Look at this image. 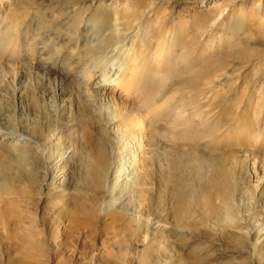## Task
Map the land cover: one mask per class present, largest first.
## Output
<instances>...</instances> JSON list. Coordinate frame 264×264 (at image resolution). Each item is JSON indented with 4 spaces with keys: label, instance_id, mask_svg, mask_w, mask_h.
Listing matches in <instances>:
<instances>
[{
    "label": "rangeland",
    "instance_id": "obj_1",
    "mask_svg": "<svg viewBox=\"0 0 264 264\" xmlns=\"http://www.w3.org/2000/svg\"><path fill=\"white\" fill-rule=\"evenodd\" d=\"M200 1L0 0V38L7 44L0 60V264H124L118 258L123 252L130 264H264V190L251 197L254 177L244 157L250 149L232 140L241 135L243 121L254 128L251 110L264 87V19L251 17V0H230L212 29L210 49L198 28L210 24L216 4ZM169 23L175 26L177 47L185 44L190 54L184 57L194 60L177 66L156 104L175 93L173 106L191 90L183 98L188 103L190 96L211 100L217 88H224L210 107L195 100L201 114L211 110L220 128L194 142L182 139L180 126L174 134L181 138L173 139L172 127L162 120L141 148L137 135L126 134L110 97L93 100L90 109L83 99L91 90L123 99L119 77L128 72L135 53L140 65L145 63ZM61 62L65 73L58 74ZM47 64L52 75L41 80L37 74ZM29 65L32 70L23 69ZM223 71L214 82L217 88L209 90L205 78ZM148 81L162 84L155 75ZM98 83L103 87L96 88ZM249 94L251 110L245 106ZM186 109L193 111L189 105ZM97 146L107 158L99 195L90 189L93 175L86 168L87 162L94 164ZM195 151L213 155L215 172L201 171V176ZM225 157L226 169L231 168L228 183L232 188L237 179L240 188L231 227L216 225L205 208L198 216L206 220L193 212L209 191L208 175L217 174L218 159ZM67 228L73 236L64 234ZM36 236L46 245L48 258L42 263L26 247ZM64 245L69 251L59 252ZM76 249L89 252L77 261Z\"/></svg>",
    "mask_w": 264,
    "mask_h": 264
},
{
    "label": "bare ground",
    "instance_id": "obj_2",
    "mask_svg": "<svg viewBox=\"0 0 264 264\" xmlns=\"http://www.w3.org/2000/svg\"><path fill=\"white\" fill-rule=\"evenodd\" d=\"M201 1H200V3H201ZM212 1H214L216 4V6L214 5L215 9H216L215 12L219 11V13L216 14L215 12H212L211 20H209V22L211 21L210 24L208 23L209 25L205 26L206 25L204 23L206 21L205 20L203 22L205 25L199 26V28H198L199 37L201 36V38L204 39V41L206 43L205 46H207L210 49H212L214 47L213 44H214V40H215L214 35L212 34V29H214L213 27L217 24L219 18L224 17V13L227 12V9L230 6L229 4L232 2L230 0H212ZM192 3H194V2H192ZM249 4L251 6V9H250L251 17L254 18L257 16V17L264 19V0H251V3H249ZM199 6H202V5L199 4ZM137 13H135V15ZM259 22H260V20H259ZM263 22H264V20H263ZM161 23H162V25H164L162 21H161ZM172 23H174V22H172ZM172 23H169L168 25L165 24L167 26L166 29H163L162 33L160 32V34H159V35L164 34V37L162 35L163 38L161 40L157 41L156 48L151 53H149V58L147 57L145 59L146 60L145 63L141 66L140 65L141 61H140L139 57H137V54L135 53L131 62H130V65L128 67V70H127L128 72H125L121 77H119L120 79H119V81H117V83H118L117 85H119L120 91L123 92V94L121 95V97L123 99H118L117 97H114L113 95H109L107 93L105 94V93L99 92L97 90L88 91V93L85 94L84 99H83V106H85L86 109H90V106L93 103V100L99 101V100H102V98L110 97L109 98L110 107L116 112V115L122 116L123 121L125 123L124 125L126 128V134H128L130 136H134V135L136 136L137 135L139 140H140L138 145L141 148L148 145L150 133H151V131L154 130L155 123L162 121V120H165V123L172 127V131H171L170 136L173 134L171 136V137H174L173 139L181 138L179 135L174 134V132H175L174 128H176L177 126H180V127H183V131L181 132L182 139L183 140L187 139V140H191L194 142H196V140L204 138L205 134H208V133L211 134V132H215L220 128V125L217 122H214L212 120L213 117L211 115V110H208L207 114H201L202 112L197 110V107L199 106V104H198V102H195V100L199 101L200 105L202 104V105H206V106L210 107L213 104L214 99H216L217 97L220 96V93H223V92L226 93V90L224 88H217V84L215 85V83H214L222 74H224V71L220 72V73L214 72V74H212V76H207L205 78V81L208 84L209 90L217 88L216 94L212 97L211 100L203 101V98H205L206 96H200V95H199V97H197V96L191 97L190 96L191 101L188 103V100L183 99V98L185 96H188V93L189 92L191 93V91H192L191 90V91L187 92L182 99L178 100L177 102H174L173 106H170V103L172 102V100L176 96L175 93L170 95L169 97H166L160 104H158V105L156 104L155 98L160 94V88L167 85L168 82L174 77V75L176 76L177 66L180 67V69H181L182 66L184 67L185 64L188 65L192 60H194L192 58H191V60L190 59L186 60V58L184 57V56H187L190 54V52L187 50V47L185 46V44L181 45L180 47H177V36H176V33H174V29H173V27H175V26H173ZM262 26H263V23H262ZM206 30H208L207 33H204ZM263 30H264V28H263ZM163 31H166V32H163ZM22 43H23V39H21V43H19V48H20V46H22L21 45ZM6 45L7 44L4 41H2L0 38V60H2L4 58L2 50H5V51L7 50V49H5V47H7ZM16 48H18V46H16ZM192 50H194V49H192ZM44 52H45V50H44ZM230 54H234V53L231 52ZM191 55H193V54H191ZM26 56L27 55L25 53L23 55V57H26ZM248 58H249V56H248ZM46 59H49V58H46ZM261 61H262V59H261ZM46 62H47V60H46ZM49 63H51L52 65L54 64V66L56 65L55 63L48 60V64ZM48 64L45 66L46 70L42 71L41 76L39 74H37V77H39L41 80H42V78H49L48 76L52 75L50 73L51 72L50 70L53 67L52 66L49 67ZM254 64H256V63H254ZM65 65H66V63H64V62H61L59 64V66L57 68L58 74H60V73L62 74L64 72V66ZM36 66H38V64H36ZM263 66H264V64H263ZM24 68L25 69L28 68V70H30V69L32 70L30 65L25 66V67L23 66V69ZM34 68H37V67H34ZM88 68L90 69V67H88ZM256 68H258V67H256ZM180 69H179V72H180ZM37 71H38V68H37ZM22 72H23V70H22ZM150 75H155L157 78L160 79V81H162V84H159L158 86H157V84L151 85L150 82L148 81V79H150ZM90 76H91V74H90ZM253 78H254V76H253ZM107 79H109V78H107ZM100 81H99V83H101ZM105 81H106V79H105ZM250 82H251V80H250ZM94 86L96 88H100V87L102 88L103 87V86H100V84L97 86L95 84ZM257 86H256V88H257ZM262 86H264V83ZM26 92H29V91H26ZM28 96H29V94H28ZM37 98H38V96H37ZM252 99H253V96L249 94L247 97V100H246V104H245V106H247V107L250 106V110H251V107L253 105ZM32 105H34L33 101H32ZM187 105H189V107H191V109H193L192 112L189 113V109H186ZM196 105H198V106L196 107ZM163 112H164V114L162 116ZM251 112H252L251 114L253 115L252 117H253L254 128L252 130H249L247 127V124L243 121L240 130L237 132L241 135L235 136L232 140H234L235 146L242 147V145H244L250 149L249 152H244L245 153L244 157L247 160L251 161L250 166H252V171L249 173L251 174V176L254 177V181H253V186L250 188V189H252V191L250 190V194H251V197H253V199H254L256 195H260L258 192V189L261 193H263L262 191L264 190V178H263V176H264V163L259 164V162L257 161V159H259V160L264 162V87H263V89H261V91L257 92L256 105L253 106V109L251 110ZM99 116L101 117L100 114H99ZM99 116L96 115V117L98 119H101ZM0 129H2V128H0ZM2 131H3V129H2ZM235 132H236V130H235ZM168 135H169V133H168ZM232 135H233V133L231 134V136ZM1 138L3 139V137H1ZM82 145H83V143H82ZM98 148L101 152L102 147H101V149H100V147H98ZM90 149H89V151H90ZM93 149H94V151L92 150V153H93L92 157L94 156L93 157L94 160H92V159L91 160H92V162H94V164L87 162L86 168L88 171H89V169L92 170L91 172L90 171L89 172L93 175L92 176L93 183L90 185V189L92 190L93 194L99 195V194H102V191L104 190V185L102 182V175L106 169V160L105 159H107V158L105 157L106 151H104L105 153L103 152L104 149H102V152L104 155L102 154V152L101 153L97 152L99 150H97L95 147ZM209 153H211V152H209ZM194 154L195 155H194L193 162L195 163V165H197V168L200 170V172L201 171H204V172L205 171H208V172L214 171V169L211 170V168H210V166H211L210 159L213 158V155L208 154L205 156L200 151H195ZM231 154H230V156H231ZM227 155H228V153H227ZM225 156H226V154H225ZM235 159H236V157H235ZM218 160H219V162H218L219 165L217 167V174H211V175H213V177L209 174L212 177V179H210V176L208 175V177H209L208 178V186L210 185L209 191L207 192V194H205V195H203V197H201L202 199H199L198 201H196L197 202V208L195 209L196 211L193 210V212H195V214L197 213L196 215L198 216V215H200L199 210H202L203 208H205V209H207V212H208V218H210V216L215 218V222H216L215 224L216 225H223V226L231 227L233 224L232 222L234 221L235 213L238 212V209H239V207H238L239 205L236 203V201H238V200L237 199L234 200L235 199L234 195H236L235 192H238L240 190V188L238 187L239 185H238L237 179L235 180V182H234L235 184H234V186H232V188H231V184L229 185V183H228V180H227L228 177H226V176H228V174L230 173L229 170L231 168L229 166H227L230 168L229 170H227L228 168L226 169V165H228L229 159L227 157H225L223 159L219 158ZM258 172H260V173L258 174ZM202 173L203 172H201L200 174H202ZM231 174L233 176L234 172L231 171ZM201 176H204V175L202 174ZM235 178H237V177H235ZM246 180H248V179H246ZM85 182H87V179H85ZM231 183L233 185V182H231ZM248 186H250V185H248ZM230 188H231L232 194L229 193ZM190 205L191 204H188V208L191 207ZM191 212H192V210H190L188 213H186L185 219L189 220V216H190L189 213H191ZM198 217L200 220H206V218L203 216L202 217L198 216ZM67 232H70V230H68V228L64 230V234H67ZM70 233H72V232H70ZM234 234L238 237V238L236 237L237 239L244 238V235H242L240 233H234ZM72 236H73V233H72ZM36 237H37V240L35 241V239L32 238V240L29 242L28 246H26V247H28V251L30 253L34 252L38 255V259L36 262L42 263V260H46L45 257L48 256L47 251L44 247L46 245H44V242H45L44 238H41V236H39L40 239H38V236H36ZM67 237H68V235H66V238ZM247 237H249V236H247ZM215 238H217V237H215ZM33 240L35 241L34 243H32ZM239 243H241V242L239 241L238 244ZM198 248H200V247L198 246ZM69 249H70V247L68 245H66L65 247H61L59 252L66 253L67 251H69ZM190 249L192 250V247ZM194 249H196V248H194ZM76 251L79 252V254H80V256L76 259L77 261H80V259L86 257L88 252H89V251L87 252L86 250H83V249H76ZM125 254H126L125 252H123L122 254H119L118 258H120V260H123L124 264H130V262L128 260L123 259V258H125ZM54 257H55V255H54ZM56 257H57V255H56ZM43 258H45V259H43ZM145 259H146V261H148V258H145ZM77 261H76V263H78ZM142 264H146V263L144 262Z\"/></svg>",
    "mask_w": 264,
    "mask_h": 264
}]
</instances>
